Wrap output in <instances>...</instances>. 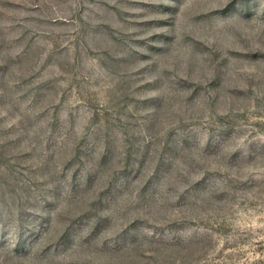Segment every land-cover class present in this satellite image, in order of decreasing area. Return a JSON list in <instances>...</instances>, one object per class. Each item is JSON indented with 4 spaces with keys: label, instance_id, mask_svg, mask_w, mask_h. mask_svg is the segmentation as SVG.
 Here are the masks:
<instances>
[{
    "label": "rangeland",
    "instance_id": "1",
    "mask_svg": "<svg viewBox=\"0 0 264 264\" xmlns=\"http://www.w3.org/2000/svg\"><path fill=\"white\" fill-rule=\"evenodd\" d=\"M0 264H264V0H0Z\"/></svg>",
    "mask_w": 264,
    "mask_h": 264
}]
</instances>
